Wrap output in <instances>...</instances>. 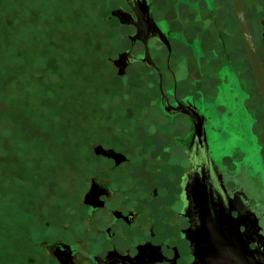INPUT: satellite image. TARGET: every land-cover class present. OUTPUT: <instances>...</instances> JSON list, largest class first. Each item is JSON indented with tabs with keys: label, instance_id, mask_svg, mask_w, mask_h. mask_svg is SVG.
I'll use <instances>...</instances> for the list:
<instances>
[{
	"label": "flooded vegetation",
	"instance_id": "obj_1",
	"mask_svg": "<svg viewBox=\"0 0 264 264\" xmlns=\"http://www.w3.org/2000/svg\"><path fill=\"white\" fill-rule=\"evenodd\" d=\"M110 2L109 20L126 45L108 60L141 87L145 105L135 120L148 157L133 161L97 144L94 154L106 160L94 163L84 190L83 228L58 234L48 257L55 264H193L185 186L200 124L231 216H247L264 236V0ZM150 110L156 130L146 128ZM99 146L121 156L97 154ZM200 167L205 173L203 160Z\"/></svg>",
	"mask_w": 264,
	"mask_h": 264
},
{
	"label": "rangeland",
	"instance_id": "obj_2",
	"mask_svg": "<svg viewBox=\"0 0 264 264\" xmlns=\"http://www.w3.org/2000/svg\"><path fill=\"white\" fill-rule=\"evenodd\" d=\"M111 7L0 0V264H55L47 249L77 231L94 163L106 160L94 147L111 146L124 113L145 105L133 74L108 60L126 45Z\"/></svg>",
	"mask_w": 264,
	"mask_h": 264
},
{
	"label": "water",
	"instance_id": "obj_3",
	"mask_svg": "<svg viewBox=\"0 0 264 264\" xmlns=\"http://www.w3.org/2000/svg\"><path fill=\"white\" fill-rule=\"evenodd\" d=\"M122 22L125 16L114 12ZM144 106V105H142ZM138 107L125 112L111 146H116L133 161L145 160L148 157L140 153V131L135 120ZM155 110H150V117L146 121V128L156 130L158 123L154 120ZM95 152L101 154L114 153L99 146ZM117 155L118 153H114ZM123 157V156H122ZM140 157V158H139ZM191 160L190 171L187 174L185 191L187 194V218L190 227L187 238L191 242L194 256L193 264H264V236H257L248 225L247 216L234 218L230 214V198L216 173L207 149L203 126L197 125L193 137V146L189 151ZM200 160L205 162V173L200 167ZM108 166L107 164H104ZM135 162L133 168L136 169ZM128 199L134 204L131 198ZM244 220V221H243ZM78 226L77 231L83 228ZM240 225L245 227L240 230ZM120 247H127L126 240H118ZM256 246L251 248L250 242ZM95 245L87 244L86 250L92 253Z\"/></svg>",
	"mask_w": 264,
	"mask_h": 264
},
{
	"label": "trees",
	"instance_id": "obj_4",
	"mask_svg": "<svg viewBox=\"0 0 264 264\" xmlns=\"http://www.w3.org/2000/svg\"><path fill=\"white\" fill-rule=\"evenodd\" d=\"M30 240V239H29ZM26 242V246H25V248H26V254H29V250L27 249L28 248V242L27 241H25ZM7 247L3 250V252L0 250V256H2L3 257V254H4V256H6L7 255ZM13 251H15V247L13 248ZM20 252H23V251H19V252H15V253H19L20 254ZM23 255V254H22ZM17 258H19V257H17Z\"/></svg>",
	"mask_w": 264,
	"mask_h": 264
}]
</instances>
